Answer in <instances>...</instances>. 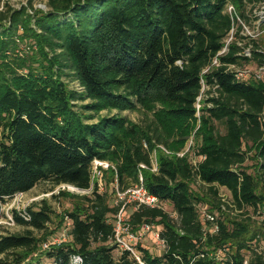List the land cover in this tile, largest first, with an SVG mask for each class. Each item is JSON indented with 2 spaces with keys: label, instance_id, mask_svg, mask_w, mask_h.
I'll return each instance as SVG.
<instances>
[{
  "label": "trees",
  "instance_id": "trees-1",
  "mask_svg": "<svg viewBox=\"0 0 264 264\" xmlns=\"http://www.w3.org/2000/svg\"><path fill=\"white\" fill-rule=\"evenodd\" d=\"M253 1L48 0L50 11L31 4L32 13L5 3L0 218L7 200L41 183L71 185L92 191L66 215L72 223L68 242L47 250L53 264H264L258 250L264 232L253 231L249 220L226 216L223 206L231 208L219 192L227 189L238 210H264V82H240L224 66L203 74L233 28L227 6L234 4L246 19ZM24 45L33 52L22 50ZM239 51L234 43L222 64H241ZM202 79L209 90L198 115ZM139 110L153 115L146 128L121 115ZM114 111L120 114L102 116ZM197 126L196 166L190 154L181 158L161 148L179 153ZM177 129L180 137L172 141ZM252 149L257 163L249 167ZM154 152L159 171L141 170L144 184L174 214L165 206L128 210L133 232L160 226L165 242L161 256L138 244L139 262L115 244L120 208L97 183L92 188V165H116L120 187L129 188V180L139 182V165L152 166ZM198 182L212 200L193 190ZM201 205L223 213L215 232L201 216ZM27 212L29 221L15 217L29 229L25 234L0 235V264H34L26 262L39 243L31 231H45L54 212L46 201Z\"/></svg>",
  "mask_w": 264,
  "mask_h": 264
},
{
  "label": "rangeland",
  "instance_id": "rangeland-1",
  "mask_svg": "<svg viewBox=\"0 0 264 264\" xmlns=\"http://www.w3.org/2000/svg\"><path fill=\"white\" fill-rule=\"evenodd\" d=\"M5 3H8L14 9H22V7H27L29 8V12L31 13H32L31 11L32 6L35 9L42 10L44 12L50 11V8L48 7V0H3L1 2L0 10L5 8L4 7ZM228 6L234 8L235 11L233 12V15L235 16V18L237 19V16H239L242 20V22L239 23L240 28L238 30L240 31V35L243 36L242 32L248 36L249 34L253 36L258 35V39H257L258 45L260 47V50L264 52V0H254L253 2L248 3L247 8L245 9L246 19H243L241 17V11L234 4H229ZM237 25L236 28L238 27ZM22 50H24L26 53L30 51L29 47H26V45L23 46ZM31 52L33 51H30V53ZM249 67L255 69L257 67V64L251 63L249 64ZM65 80L67 82H70V80L67 78H65ZM69 86L71 89H75L77 91L82 92L81 87L76 81L73 82L71 81ZM207 91L208 88L205 87V90L203 91L201 98H199L200 101H198L197 103V110H200L202 108L205 100L207 99ZM116 114H120V113L116 111L112 113L104 112L102 113V116L116 115ZM121 115L127 118L131 123L142 128H146L148 125L151 124L153 120V115L146 113L143 110H139L137 112H125V113H121ZM198 130H199V126H197L195 129L192 130L191 134L187 137V141L185 143L184 149H182V151L180 152L189 150L190 155L194 154V149L198 144V138H197ZM174 134L175 136L172 138V141L173 139L175 140L180 137L178 129L175 131ZM0 139H1V131H0ZM171 153L172 155L178 154L174 152ZM154 154L156 155V153L154 152L152 154L153 157ZM255 155H256V150L252 149L250 152L251 159L248 161L247 166L252 167L257 163L256 160L253 159ZM154 159L157 160V155L155 156ZM111 165H113L116 169V165L114 164ZM250 172L252 173L253 170H250ZM140 174H142L141 170L139 171V175ZM102 184L104 185V192H107L109 194L110 202L112 201L114 202L115 188L119 184L117 171L115 170V173L114 172L107 173L104 176ZM128 184L129 187L136 185V183H133L131 180L128 181ZM193 190L198 194L205 196L207 200L209 201L212 200V196L210 194L209 188L202 185L200 182L193 185ZM219 192L222 200L226 204H228L231 208L228 209L227 207L223 206V211L226 216H229L230 218H238L240 220H244V219L249 220V224L251 225V229L253 231H257L261 233L264 232V223H263L264 215H262L264 214V210L262 211V214L261 212L257 213L252 208H245L243 210H238V208L233 202L231 193L227 189L220 188ZM90 193L91 192L88 191L78 193L76 191H72L64 187V185L53 187V185L49 182L41 183L30 193L19 194L14 198L7 200L4 203L2 210L3 215L0 218V235L11 236V235L25 234L29 229L17 223L15 219L16 215H18L19 212H22L24 210L27 211L31 207L41 205L43 201L48 202L49 206L52 208L54 212L52 216V222L43 232H38L34 230L31 231L33 236L39 240V243L35 253L32 256H29L26 262H33L34 264H53L52 261L46 255L47 249H45V244H48L49 247L53 246L55 241L61 239L63 234L69 233L67 226L64 223V218L66 217L68 212H73L76 210V208L82 206L83 202L79 199L80 196H87ZM55 196H57V198H55ZM165 208L167 212L174 214L171 206L166 205ZM199 210L203 219H206L207 215L213 214V216L218 218V216L220 217L223 214L215 209H212L208 205H201ZM213 228L214 225L210 228V231H212ZM161 229L162 228L160 226H154L153 231L144 234L139 241V244H141L143 248L147 249L153 256H161L165 250L158 237ZM258 250L260 253L264 254V241L260 244ZM76 263L77 262L75 261V264Z\"/></svg>",
  "mask_w": 264,
  "mask_h": 264
},
{
  "label": "built area",
  "instance_id": "built-area-1",
  "mask_svg": "<svg viewBox=\"0 0 264 264\" xmlns=\"http://www.w3.org/2000/svg\"><path fill=\"white\" fill-rule=\"evenodd\" d=\"M233 7L227 6L226 8V14H228L232 21H233V28L230 31L228 37L224 41V46L222 50L217 54V56L213 59V62L210 67L204 70L203 74H206L210 72L212 68H219L221 66H224L226 68V72H229L233 74L236 78V80L240 82H264V52L260 50V47H256V43H258V35H245L243 32V36L240 35L239 23L242 22L241 18L237 16V19L233 15L234 12ZM238 24V25H237ZM236 25L238 26L236 28ZM237 30V31H236ZM236 32V33H235ZM239 37H238V35ZM236 44L238 48L240 49L238 56L243 58L241 64H222L221 58L227 56L231 51V46L233 44ZM256 54H259L261 58L256 59ZM262 60V62H261ZM257 64V67L255 69L249 67V64ZM203 84V91L205 90L206 83L202 79ZM209 90V87H207ZM215 88H218L216 86ZM202 93L199 98H201ZM198 98V101L200 99ZM197 101V103H198ZM199 115V110H198ZM145 148H147V145L145 144ZM167 155H172L170 151L165 149L164 147H161ZM189 153V150L179 152L177 154L178 157H184ZM152 156V166L149 168L146 165H139L140 170L144 169H150L153 173H157L159 171L158 162L155 158ZM192 163L196 166L197 160L194 157V155H190ZM114 169L115 167L111 165L108 162H103L99 160H95L92 165V188L94 183H97L99 191L104 192V185L102 184V181L105 176V172L109 169ZM64 187L76 191L78 193L80 192H91L90 190H80L78 188H75L71 185H64ZM113 204L120 208L118 214L115 217V244L120 248V250L123 251H129L139 262H141V257L139 255V252L137 250V246L139 244V241L141 237L149 232L153 231V227L150 225H145L143 228L138 232H133V228L128 222V210L130 208H133L134 210L140 208L141 206H146L149 208H158L162 209L164 208L165 204L155 195H152L148 192V190L145 187L144 184V178L142 174L139 175V182L129 188H121L118 184L115 188V196H114V202ZM18 215L23 218L26 221L31 220V215L26 211L19 212ZM67 222V229L68 232H70L71 228V220L66 217L65 218ZM207 220L212 222L214 224V228L212 232H215L218 227L216 225V217L213 215H207ZM159 237V235H158ZM160 239V237H159ZM69 240V233L63 234L61 239L56 240L54 245L61 244L62 242H68ZM160 242L162 246L165 248V242L160 239ZM51 247V246H50ZM48 244H45V249H50ZM81 261V260H78Z\"/></svg>",
  "mask_w": 264,
  "mask_h": 264
}]
</instances>
